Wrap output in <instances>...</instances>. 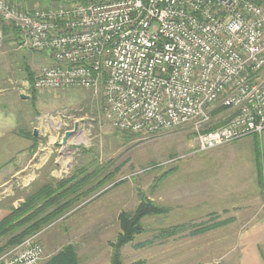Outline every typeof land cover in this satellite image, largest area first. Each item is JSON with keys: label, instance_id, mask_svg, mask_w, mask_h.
I'll use <instances>...</instances> for the list:
<instances>
[{"label": "built area", "instance_id": "2783aa9c", "mask_svg": "<svg viewBox=\"0 0 264 264\" xmlns=\"http://www.w3.org/2000/svg\"><path fill=\"white\" fill-rule=\"evenodd\" d=\"M0 18L52 60L35 90L90 91L116 130L146 139L190 131L200 151L264 133L262 0H0ZM36 237L0 264L45 262Z\"/></svg>", "mask_w": 264, "mask_h": 264}, {"label": "rangeland", "instance_id": "374dc122", "mask_svg": "<svg viewBox=\"0 0 264 264\" xmlns=\"http://www.w3.org/2000/svg\"><path fill=\"white\" fill-rule=\"evenodd\" d=\"M8 1L29 7H47L56 6L62 0ZM2 27L0 22V130L11 131L14 127L15 135L20 138L18 158L33 154L31 149L38 152L34 172L39 176L34 181L27 176L13 179L0 188V221L45 180L55 186L58 179L70 180L75 176L81 180L90 173L92 177L84 190L94 189L99 181L103 182L101 186L87 197L76 200L71 207L76 211L70 209L72 212L69 210L41 232L40 241L48 258L66 245H73L80 264H112L111 243L116 241L120 231L119 214L133 211L141 198L146 197L167 213L143 220L145 233L137 237L135 243L146 245L123 247L122 259L126 264L139 261L143 264H237L228 262L230 258L236 260L238 251L233 248L232 237L223 244L226 236L223 228L202 235L190 234L195 228L209 224L212 218L207 214L221 213L228 207L227 200H219L220 194L203 192L211 190L203 186L204 179L212 183L222 180L223 153L217 152L219 147L200 151L197 136L184 130L148 139L142 135H127L105 120L100 97L83 89L36 90L33 95L27 69L36 78L41 68L52 60L46 53L23 47L20 34L18 39L10 33L4 35ZM228 113L224 111V119ZM76 125L75 135L63 146L64 134L74 130ZM35 132L37 138L32 136ZM258 136L233 143L240 152L233 164L225 163L231 173L243 174L245 184L249 185V190L243 186V196L258 194L262 201L263 172L262 179L257 181L256 171L251 168L257 167L254 166L255 151L261 147ZM8 159L7 156L0 159V168ZM23 179L31 185L24 188ZM92 179H95L93 185ZM215 184L213 189L217 191L218 184ZM32 186V193L27 194ZM220 216L223 219V213ZM179 225L187 228L171 238L159 237L161 230ZM32 243L37 244L36 239ZM262 249L264 254L263 246Z\"/></svg>", "mask_w": 264, "mask_h": 264}, {"label": "trees", "instance_id": "16d2710c", "mask_svg": "<svg viewBox=\"0 0 264 264\" xmlns=\"http://www.w3.org/2000/svg\"><path fill=\"white\" fill-rule=\"evenodd\" d=\"M0 22L3 23L2 31L4 35L10 33L15 35L16 39H18L17 35L20 33L14 26L12 27L13 29L9 26H5V22L1 18ZM27 71L31 91H33L34 95V92L36 91L34 88L35 76L29 68ZM224 111H226V109L223 108V113ZM220 112H222V110H217L214 112V115ZM218 125L219 124H216L213 128ZM123 133L138 136L137 134L126 131ZM85 171L86 170L84 169L83 172ZM91 177L92 175L88 174L86 177L73 184L71 183L73 182L74 177L70 180H61L55 186L47 185L26 197L25 201L20 204L18 208L14 209L0 221V257L14 247L22 244L25 240L41 233L46 226L52 224L55 220L68 212L76 200L87 197L88 194L95 192L97 190L96 187L101 186L103 182L99 181L94 189L89 188L84 190ZM260 179H262V177H260ZM121 183L122 182H119L118 184ZM102 194H104V192L100 195ZM72 197L74 198L72 199ZM166 213V209L155 204L152 200L146 197L141 198L139 204L133 211H122L118 217L120 228L119 234L116 241L111 243V263L126 264L122 259L121 250L123 247L135 244V247L142 248L146 245V243H135L137 237L145 233L143 220L147 217L160 216ZM231 221L232 220L217 221V218H214L209 224L197 229L196 232L191 233V235L196 236L216 230ZM186 228L187 227L184 225L173 226L161 230L159 237L171 238L180 234ZM42 264H80V260L75 246L66 245L56 254L49 258L47 257ZM132 264H143V262L139 261Z\"/></svg>", "mask_w": 264, "mask_h": 264}, {"label": "crops", "instance_id": "0c3cea01", "mask_svg": "<svg viewBox=\"0 0 264 264\" xmlns=\"http://www.w3.org/2000/svg\"><path fill=\"white\" fill-rule=\"evenodd\" d=\"M1 88L2 87H0V89ZM27 98L28 97L25 96L24 99H27ZM11 131L10 130H0V159H5L6 156H7V159L10 157L12 158V162L8 163L9 160L11 159L10 158L7 161H5L2 167L0 168V188H3L9 185V183L13 179L17 180L20 177L24 178V176H27V178H29L30 181L31 180L34 181L35 178L39 176V175H36L34 172L37 168V164L34 162V160L38 152H34V150L31 149L30 151L33 154L30 155V153L28 152L29 154L27 158H23V159L18 158L21 155L19 151L20 142L18 140L20 138L15 135L14 127H12ZM37 135H38L37 133L36 134L32 133V136L34 138H37ZM248 137H245V138H248ZM258 138L261 139V147L255 151V161L256 162L254 166H257V167L256 169H254V167L251 166V168L253 172L256 171L257 181H260V177H262L261 176L262 172H263V180H264V133L258 136ZM235 142L226 144L218 148L220 150H218L217 152L223 153V166L221 168V170L223 171L222 180H219L213 183L209 182V179L203 180L204 182L203 186L207 188L210 187L208 189H211V190H203L204 193L208 191L209 194H214V193H217V195L220 194L222 197H219V200L220 199L227 200L226 205L228 204L227 205L228 207H225L224 209H222L221 213L213 212V213L207 214V216L211 215V218L212 219L217 218V221L232 220L230 223H226L225 225H223V227H221L223 228V231H226L225 232L226 236L223 238V244L227 243V240L230 237H232L233 243H234L233 248H235L238 251V256L236 257V260H232V258H230L228 262H237V264H264V254L262 251L263 250L262 246L264 247V199L261 201L258 194L254 196L253 193L248 194L244 197L243 196V192H244L243 186L245 187L247 186L248 189L247 188L246 189L249 190V185L247 183L245 184V180L243 179V174L241 175L238 171L236 172L237 173L236 175L234 172L231 173V171L229 170L228 164H233L237 159L236 157L237 152H240L239 150H236L237 146L236 144H233ZM222 149L223 151H221ZM233 153H235V156L232 155ZM224 154H229V156H224ZM225 162H228V164ZM40 167L42 168L43 165H40ZM52 175H53V170H52V173H50V176ZM87 175L88 174H86L84 177H86ZM73 177H74V180L71 184L79 180V179H76L75 176H72V178ZM238 177H241V178H238ZM46 178L48 179V177ZM64 178L58 179V182L61 180H64ZM97 179L95 183L98 181ZM23 180H24L23 182L24 188H27L31 185L30 181L25 183L26 182L25 179ZM94 180L92 179L90 182L92 185L94 183ZM45 181H44V184H41V186L35 187L34 188L35 190L33 192L35 193L41 188L49 185V182L45 183ZM215 183L218 184L217 191L213 189V187H215L216 185ZM258 185H260L259 182H258ZM32 190H33V186L27 191V194H29ZM73 198L74 197H72V199ZM94 199L95 198L87 202L90 203ZM73 210L76 211L75 209ZM222 213H223V219H221V216H220V214ZM68 215L71 216L70 213ZM203 226H199L198 228H195L191 233L196 232L197 229H200ZM42 233H44V231ZM42 233H39L36 235L37 236L36 241L43 246V244L40 241V236Z\"/></svg>", "mask_w": 264, "mask_h": 264}, {"label": "water", "instance_id": "95a60500", "mask_svg": "<svg viewBox=\"0 0 264 264\" xmlns=\"http://www.w3.org/2000/svg\"><path fill=\"white\" fill-rule=\"evenodd\" d=\"M22 98H25V96L22 95ZM77 128L78 126L76 125L74 130H71V131H67L63 137V140H62V145L65 146L68 142V140L73 137L77 131ZM37 132H35L36 134Z\"/></svg>", "mask_w": 264, "mask_h": 264}]
</instances>
